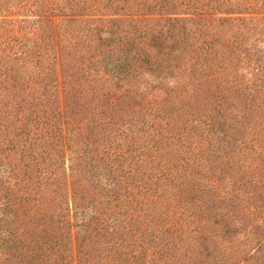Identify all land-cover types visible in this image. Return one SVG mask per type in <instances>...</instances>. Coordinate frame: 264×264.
<instances>
[{
	"label": "trees",
	"instance_id": "1",
	"mask_svg": "<svg viewBox=\"0 0 264 264\" xmlns=\"http://www.w3.org/2000/svg\"><path fill=\"white\" fill-rule=\"evenodd\" d=\"M0 264H264V0H0Z\"/></svg>",
	"mask_w": 264,
	"mask_h": 264
}]
</instances>
